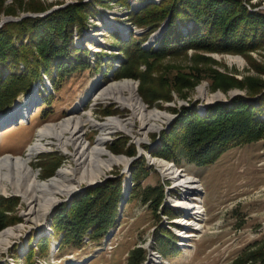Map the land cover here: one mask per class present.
Returning a JSON list of instances; mask_svg holds the SVG:
<instances>
[{"label":"rangeland","instance_id":"obj_1","mask_svg":"<svg viewBox=\"0 0 264 264\" xmlns=\"http://www.w3.org/2000/svg\"><path fill=\"white\" fill-rule=\"evenodd\" d=\"M78 1L0 0V21L19 18L4 22L7 23L40 16L46 11L52 12ZM126 1L102 0L99 4L95 1L88 6L85 11L86 26L79 28L74 24L71 37L74 48L87 50L84 60L89 68L63 76L55 86L46 75H42V81L35 83L29 94L16 98L15 102L36 90L34 101L37 102L30 104L25 118L18 116L12 119L9 115L10 123L0 128V156L7 153L23 155L27 145L33 141L37 128L66 117L78 102L82 103L84 112L91 108L93 117L99 121L110 115L120 118L128 116L129 111L119 108L113 101L94 102V97L88 94L93 80L105 85L111 80L132 78L119 72L120 64L124 65L128 57L121 50L118 39L133 41L145 49L156 47L165 28L150 31L148 25L137 27L131 16L132 11L136 12L147 3L159 4L160 0ZM242 3L250 11L264 12V0H242ZM40 6L47 8L42 12L31 11ZM186 24L191 27L189 21ZM182 29L185 31L186 27ZM253 33H257V39H264L263 27ZM241 38H233V41L240 42ZM21 40L25 42L29 38L14 39L17 44ZM230 56L239 57L240 62L229 61ZM136 66L131 64L128 69L136 74L132 79L143 102L148 109L166 111L170 119L160 122L158 131L141 135L144 138V143L139 145L141 148L137 147L131 135L121 131L112 134L107 142L108 148L106 146L111 152L125 155L128 161L139 153V157L131 162L135 164L132 170L129 166V172H124L122 165H115L101 181L83 185L68 198L63 196L43 217L34 219L37 213L29 216L27 205L20 197L13 196L10 188L5 195L0 192V210L3 213L0 215V230L21 226L17 231L19 236L10 239L6 249H0V264H263L264 254L259 255L258 252L264 253V138L251 143L230 142L226 148L215 151L209 164L202 165L192 162L184 147H178L167 160L151 153V150L163 142L160 140L162 132L170 130L181 114L196 112L203 116L209 105L230 102L237 95H246V89L237 86L225 90L213 88L214 77L225 75L238 81L247 78L264 80V45L248 51H211L188 46L154 62L146 82L140 77L145 71V64ZM23 68L20 63L17 69ZM174 75L186 79L191 85L178 83L179 88L173 89L170 83ZM161 79L168 83L163 84ZM228 83L234 82L228 79L224 84ZM159 86L161 90L169 89V99H154L147 92V87ZM199 87L205 89L204 95L198 94ZM216 94L218 98L209 99ZM82 97L86 99L82 100ZM11 108L0 113V116ZM138 128L139 122L136 120L132 134L138 136ZM86 132V138L92 142L97 131L87 128ZM130 143L135 145V155H131V152L125 154ZM150 158L172 162L183 174L196 178L195 183L201 184L202 192H198V195L204 213L196 215L198 223L203 226L201 229H193L197 221L192 208L184 205H179V208L176 204L182 197L185 203L189 201L190 196L197 195L196 190L189 187L186 191L171 175L163 174ZM67 161L69 158L53 147L32 158L30 165L39 179L45 180ZM108 179L112 182L117 180L123 189L125 185L129 187L128 197L123 196L120 200H124L122 206L119 202L112 211L113 223L97 239H91L93 229L88 227L80 242H64V230L55 228L54 217H58L57 213L64 207L67 209L75 198L83 193H94ZM151 187L157 189L145 192ZM160 191L162 203L155 207V201L160 197L155 198V193ZM186 210H189L188 213H185ZM12 219L15 220L13 223L10 222ZM176 222L187 226L178 227ZM178 232H181L180 236ZM40 238H46V244L38 242ZM129 259H132L131 263Z\"/></svg>","mask_w":264,"mask_h":264},{"label":"trees","instance_id":"obj_2","mask_svg":"<svg viewBox=\"0 0 264 264\" xmlns=\"http://www.w3.org/2000/svg\"><path fill=\"white\" fill-rule=\"evenodd\" d=\"M95 1L97 4L102 2L79 0L43 17H25L19 21L4 23L0 27V113L11 108L19 96L29 94L33 85L42 81V75H46L55 86L63 76L75 70L89 68L84 60L87 50L74 48L71 34L74 24L79 28L86 26L85 11ZM123 1L127 3L126 0ZM46 8L47 6H40L31 11L42 12ZM131 16L137 27L148 25L150 31L165 27L156 47L145 49L132 43V40L129 42L118 39L121 50L128 57L124 65L120 64L119 72L122 76L134 77L136 74L128 68L131 64L136 66L143 63L145 71L140 77L145 82L154 62L188 46L211 51H248L264 45V39H257V33H253L258 28H264V12L248 10L242 0H160L159 4L147 3L136 12L132 11ZM188 21L191 27H187ZM183 26L186 27L185 31ZM21 37H28L29 40H21L17 44L14 39ZM233 38L241 40L235 42ZM20 63L23 64V69H17ZM221 76L214 77L215 80L210 77L215 81L213 88L225 90L227 87L237 86L245 88L246 95H237L230 102L209 105L203 116L196 112L181 114L170 130L162 132L160 140L163 142L154 147L151 153L167 160L178 147H184L190 160L202 165L209 164L215 151L226 148L230 142L251 143L264 138V80L247 78L238 81ZM227 78L234 83L224 84ZM161 80L163 84L168 83L165 79ZM185 80L174 75L170 85L175 90L179 88L178 83L191 85ZM168 90H161L160 86L147 87V92L154 99H169ZM125 150V154H136L133 143ZM134 165V162L130 164L131 170ZM134 177L133 172L132 181ZM156 189L157 187H151L145 192ZM158 196L160 197L155 201V207L161 202V191L155 193V198ZM122 197L123 188L122 185L120 187V182L108 179L94 193H83L67 209L61 208L62 211L57 213L58 217H54V226L64 230L62 240L67 243L80 242L88 227L93 229L91 239H97L113 223L112 211ZM14 221L12 219L10 222ZM164 234L167 235V232ZM45 241L46 238L38 240L42 244H46ZM131 260L129 259L130 263Z\"/></svg>","mask_w":264,"mask_h":264},{"label":"bare ground","instance_id":"obj_3","mask_svg":"<svg viewBox=\"0 0 264 264\" xmlns=\"http://www.w3.org/2000/svg\"><path fill=\"white\" fill-rule=\"evenodd\" d=\"M229 61L240 62L237 56H230ZM132 78L119 81L111 80L105 85L99 84V80H93L89 89L91 96L94 97V102L113 101L119 108L129 111L127 117L120 118L116 115H110L99 121L93 117L91 108L84 112L81 109L82 103L78 102L66 117L57 122L42 124L37 128L33 141L27 145L23 155L7 153L0 156L1 194H7L8 188H10V193L15 197H20L27 205V214L32 216L37 213L34 216V219H37V217L45 216L49 209L56 205L63 196L69 197L83 185H91L101 181L102 177L115 165H122L126 169L128 158L125 155L115 154V152L107 149V142L110 136L119 131L124 132L127 135H131L137 147L141 148L139 145L144 143V138L141 135L145 136L149 131H158L160 128L159 123L170 119V115L166 111L147 108L138 94L137 84ZM35 94L36 90L34 89L30 95L16 101L6 114L0 116V125L6 123L8 119L10 121L11 117H13L12 119H16L18 116L25 118L30 104L36 98ZM198 94L204 95L205 89L199 87ZM218 97L219 95L216 94L209 99L213 100ZM84 99L86 98L84 97L82 100ZM36 102L37 100L34 101V103ZM9 115L11 117L7 118ZM136 120L139 122L138 136L132 134ZM87 128H93L97 131L92 142L86 138ZM53 147L60 150L65 157L69 158V161L59 168L54 175L41 180L30 165L32 158L39 153L51 150ZM150 160L161 169L163 174L171 175L172 179L179 182V186L185 187L186 191L189 190V187L196 190L197 195L190 196L189 201L185 203L182 197L177 200L176 204L178 207L179 205H184L192 208L195 218L196 215L201 216L204 212L199 203L200 194L198 195V192H202V187L200 183H195L196 178L183 174L182 170L177 169L172 162L154 158H150ZM125 188L126 185L123 191ZM188 211L186 210L185 213H188ZM197 219L199 220V218L195 220L197 221ZM176 224H178V227L181 225L178 222ZM202 227L197 221L193 229L197 230ZM20 228L21 226H15L0 230L1 250L8 247L10 239L19 236L17 231ZM177 230L180 231L179 229ZM182 233L185 234V232ZM185 235H182V237H185Z\"/></svg>","mask_w":264,"mask_h":264},{"label":"water","instance_id":"obj_4","mask_svg":"<svg viewBox=\"0 0 264 264\" xmlns=\"http://www.w3.org/2000/svg\"><path fill=\"white\" fill-rule=\"evenodd\" d=\"M48 12H49V11H46V12H44L43 14H41L40 16H43V15H45V14L48 13ZM50 12H51V11H50ZM35 15H39V14H32L31 16H35ZM18 19H19V18H14V19H11V18H4V19H2V20L0 21V26H1L5 21H8V20H18ZM88 94H90V91H89ZM8 123H10V121H9V122H6V123H4V124H1L0 128L4 127V126L7 125ZM138 157H139V153H138L135 157L130 158L129 161H128V163H127V165H126V169H123V171H128V172H129V166H130V163H131L134 159H136V158H138ZM149 163H151V161H150ZM128 192H129V187L125 188V190H124V193H123L124 198H127V197H128ZM123 202H124V200L120 201V205H121V206H122Z\"/></svg>","mask_w":264,"mask_h":264}]
</instances>
